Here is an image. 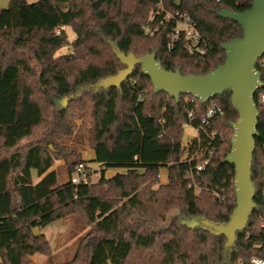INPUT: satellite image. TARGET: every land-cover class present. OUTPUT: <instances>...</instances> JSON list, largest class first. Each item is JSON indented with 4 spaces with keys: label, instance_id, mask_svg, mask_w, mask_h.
<instances>
[{
    "label": "trees",
    "instance_id": "obj_1",
    "mask_svg": "<svg viewBox=\"0 0 264 264\" xmlns=\"http://www.w3.org/2000/svg\"><path fill=\"white\" fill-rule=\"evenodd\" d=\"M251 5L252 0H9L0 7V264H32L36 253L47 256L45 264H56L42 230L75 213L89 229L72 260L63 264H252L253 257L264 259V105L257 100L264 92V68L257 66L263 86L254 95L255 207L227 247L225 236L214 235L209 225L227 223L235 207L234 168L224 162L237 119L231 92L212 98L223 111L207 127L217 131L216 138L201 131L184 144L183 122L197 126L208 102L195 99L189 119L183 102L188 95L176 101L155 93L139 65L118 87L102 84L125 68L117 52L137 57L153 52L163 69L181 75L213 70L225 58L221 45L242 37L240 25L219 12H244ZM167 12L195 27L199 42L192 53L182 34L167 47L172 27ZM65 27L74 33L70 42ZM67 44L70 53L55 55ZM52 98H68L67 106L55 105ZM87 106L101 175L97 183L87 173L74 184L71 176L83 161L68 142L73 120ZM191 154L188 164L183 157ZM206 158L209 162L194 175L200 187L196 194L185 171ZM59 159L66 164L65 179L51 169ZM163 167L165 183L158 179ZM108 168L122 171L105 177ZM167 219L165 227L155 228ZM35 227L42 232L38 237Z\"/></svg>",
    "mask_w": 264,
    "mask_h": 264
},
{
    "label": "water",
    "instance_id": "obj_2",
    "mask_svg": "<svg viewBox=\"0 0 264 264\" xmlns=\"http://www.w3.org/2000/svg\"><path fill=\"white\" fill-rule=\"evenodd\" d=\"M8 3L9 0H0V7L6 8ZM219 15L236 21L242 29V37L221 45L225 58L213 70L199 75H181L179 70L163 69L153 52L139 57L133 53L117 52V58L125 68L103 80L102 84L118 87L130 77L134 67L139 65L141 72L149 77L155 93L165 92L176 101L186 94L205 103L226 90L231 92L230 101L237 112V119L231 124V148L224 162L234 168L235 207L227 223L209 225L214 235L225 236L227 247L235 241L236 232L245 228L255 207L251 162L258 125V108L254 95L263 86L256 62L264 54V0H252L251 8L244 12L222 10ZM53 103L65 108L68 98H54ZM187 141L188 137L184 135L183 143L186 144ZM32 233L34 237L42 234L37 227L32 228Z\"/></svg>",
    "mask_w": 264,
    "mask_h": 264
},
{
    "label": "rangeland",
    "instance_id": "obj_3",
    "mask_svg": "<svg viewBox=\"0 0 264 264\" xmlns=\"http://www.w3.org/2000/svg\"><path fill=\"white\" fill-rule=\"evenodd\" d=\"M32 2L34 0H27ZM67 34V40L70 42L74 38V33L69 27H65ZM72 50L70 44H67L55 52V55L68 54ZM103 82V81H102ZM54 98H52L53 101ZM74 129L73 135L69 139V144L78 152L80 160L84 162V177L89 173V181L91 183H97L100 180V166L99 163L95 161V152L93 150V140H92V118L90 106H87L83 111L77 114V117L73 120ZM184 135L192 137L185 131ZM183 135V136H184ZM183 139V137H182ZM63 164L59 165L58 171L60 179H65L68 177V172L64 160L59 159ZM117 171H122L120 168H108L105 171L104 176L110 177L113 173ZM160 175V176H159ZM158 179L161 183L166 182V169L163 167L160 169ZM83 177V178H84ZM193 184V183H192ZM194 192L198 194L200 192V187L197 185L196 181L193 184ZM171 214H175L171 213ZM170 217V215L168 216ZM168 223L167 221L163 225L155 226V228L165 227ZM49 226V227H48ZM45 227L44 235L47 238L49 244L51 245L50 254L53 261L56 264H63L72 260L80 238L85 235L88 231L89 226L83 219L80 213H75L67 215L62 219L56 220L50 225ZM32 264H45L47 256L44 254L36 253L30 257Z\"/></svg>",
    "mask_w": 264,
    "mask_h": 264
},
{
    "label": "built area",
    "instance_id": "obj_4",
    "mask_svg": "<svg viewBox=\"0 0 264 264\" xmlns=\"http://www.w3.org/2000/svg\"><path fill=\"white\" fill-rule=\"evenodd\" d=\"M219 1V0H214ZM165 19L172 22V27L170 31L168 32L167 38V47L170 48L173 46L174 42H176L179 38V36L182 34L184 39L188 41V50L189 52L194 51V46L199 42V34L196 31L195 27L187 20V19H180L178 18V13H170L167 12L165 15ZM199 53L202 55L204 53V50H199ZM257 66L264 68V54L260 56L256 62V68ZM194 96L188 95L184 98V105L187 117L190 119L193 116V108L192 104L195 101ZM258 103L261 105H264V92H259L257 95ZM208 102L207 107L204 111V114L200 118V123L197 126H192L188 121L183 122V128H193L195 131V136L199 138V134L201 131H204L207 133V136L210 140H214L216 136L218 135L216 130H210L208 131L207 127H209L210 122L212 119L217 118L218 116L223 115V111L220 108V106L211 98L207 100ZM223 139V138H221ZM196 154V152H195ZM195 154H191L189 156H184L183 159L187 161L188 164H191L192 159L194 158ZM209 162V159L206 158L202 162L196 163L193 168H188L185 171V174L192 183L194 184L195 181V173H199L203 170L205 164ZM84 162H79L76 166L75 172L71 176V182L74 184H79L81 180L84 177ZM252 264H264V259L259 257H253L251 259Z\"/></svg>",
    "mask_w": 264,
    "mask_h": 264
},
{
    "label": "crops",
    "instance_id": "obj_5",
    "mask_svg": "<svg viewBox=\"0 0 264 264\" xmlns=\"http://www.w3.org/2000/svg\"><path fill=\"white\" fill-rule=\"evenodd\" d=\"M35 1V0H34ZM185 131H187V133L188 134H190L192 137H194L195 136V131H194V129L193 128H187V129H185ZM61 164H63V162L61 161V160H56L55 161V163H54V165L51 167V169H58V167H59V165H61ZM108 170V169H107ZM117 172H120V171H117ZM116 173V172H115ZM114 174V173H113ZM110 176H112V175H110ZM160 176V175H159ZM39 180V177H37L36 175H35V173L33 172V181L34 182H36V181H38ZM49 227V226H48ZM44 233H45V231H43Z\"/></svg>",
    "mask_w": 264,
    "mask_h": 264
}]
</instances>
